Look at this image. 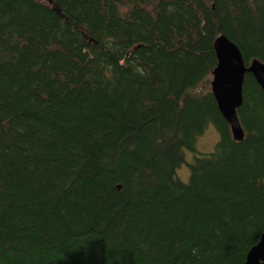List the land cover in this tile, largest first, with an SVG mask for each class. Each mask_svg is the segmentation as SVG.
I'll return each mask as SVG.
<instances>
[{
  "label": "trees",
  "instance_id": "trees-1",
  "mask_svg": "<svg viewBox=\"0 0 264 264\" xmlns=\"http://www.w3.org/2000/svg\"><path fill=\"white\" fill-rule=\"evenodd\" d=\"M220 35L264 61V0H0V264L245 263L264 92L245 76L236 142L211 91Z\"/></svg>",
  "mask_w": 264,
  "mask_h": 264
},
{
  "label": "water",
  "instance_id": "water-1",
  "mask_svg": "<svg viewBox=\"0 0 264 264\" xmlns=\"http://www.w3.org/2000/svg\"><path fill=\"white\" fill-rule=\"evenodd\" d=\"M214 50L218 65L213 72L211 91L234 140L242 142L245 130L238 109L243 105L245 76L251 74L264 92V61L253 59L246 64L239 47L225 35L216 38ZM244 264H264V232L258 243L249 250Z\"/></svg>",
  "mask_w": 264,
  "mask_h": 264
},
{
  "label": "rangeland",
  "instance_id": "rangeland-1",
  "mask_svg": "<svg viewBox=\"0 0 264 264\" xmlns=\"http://www.w3.org/2000/svg\"><path fill=\"white\" fill-rule=\"evenodd\" d=\"M220 140V134L216 128L211 125L207 128L205 133L198 138L196 144V152L188 151L185 157V163L178 169L177 175L183 182H188L190 176V167L197 156L200 154H210L214 152L217 143Z\"/></svg>",
  "mask_w": 264,
  "mask_h": 264
}]
</instances>
